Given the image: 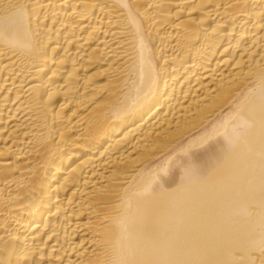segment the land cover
<instances>
[{"label":"bare ground","instance_id":"bare-ground-1","mask_svg":"<svg viewBox=\"0 0 264 264\" xmlns=\"http://www.w3.org/2000/svg\"><path fill=\"white\" fill-rule=\"evenodd\" d=\"M0 264H264V0H0Z\"/></svg>","mask_w":264,"mask_h":264}]
</instances>
